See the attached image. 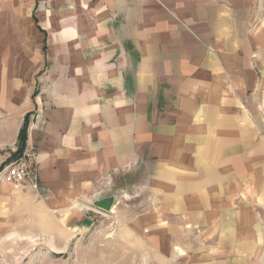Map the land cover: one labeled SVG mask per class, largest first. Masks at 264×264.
<instances>
[{"label":"crops","instance_id":"1","mask_svg":"<svg viewBox=\"0 0 264 264\" xmlns=\"http://www.w3.org/2000/svg\"><path fill=\"white\" fill-rule=\"evenodd\" d=\"M258 101L264 0H0V126L16 146L30 116L34 190L50 203L90 196L135 167L174 194L175 183L195 191L224 180L212 170L229 179L242 106ZM199 201L194 209L210 214L211 200ZM194 218L196 264L252 262L258 238L243 237L230 214L224 226Z\"/></svg>","mask_w":264,"mask_h":264},{"label":"rangeland","instance_id":"2","mask_svg":"<svg viewBox=\"0 0 264 264\" xmlns=\"http://www.w3.org/2000/svg\"><path fill=\"white\" fill-rule=\"evenodd\" d=\"M12 41L19 43L17 37ZM260 102H255L256 107L242 106L243 134L236 140L232 136L235 150L227 153L229 179L220 169L212 170L224 180L206 181L202 190L193 191L190 182H180L175 183L180 193L174 194L170 183L153 184L155 173L135 167L107 180L104 188L90 196L56 204L49 202L46 192L0 180V264H196L195 242L200 234L193 229L194 216H201L203 223L213 217V223L221 220L224 226L225 214L233 217L232 224L243 237L258 238L252 262L247 263L264 264V102ZM11 142V132L1 124L0 173L29 149L18 152V141L16 146ZM189 178L187 173L181 177ZM18 191L30 193L13 194ZM221 195L228 196L223 208L217 207ZM106 197L115 199L107 212L95 204ZM198 199L200 206L211 200L210 214L205 207L194 209ZM253 223L256 229L251 231ZM208 238L203 234L202 243ZM219 252V260L226 258ZM232 252L228 249L227 257Z\"/></svg>","mask_w":264,"mask_h":264},{"label":"built area","instance_id":"3","mask_svg":"<svg viewBox=\"0 0 264 264\" xmlns=\"http://www.w3.org/2000/svg\"><path fill=\"white\" fill-rule=\"evenodd\" d=\"M1 182L15 187L39 188L38 161L34 150L27 149L12 164L5 166L0 173Z\"/></svg>","mask_w":264,"mask_h":264},{"label":"trees","instance_id":"4","mask_svg":"<svg viewBox=\"0 0 264 264\" xmlns=\"http://www.w3.org/2000/svg\"><path fill=\"white\" fill-rule=\"evenodd\" d=\"M36 94V92H35ZM29 124H30V116H27L25 119V122L21 128V132L19 134L18 137V152H23L24 149L27 147L26 143H27V139H28V128H29Z\"/></svg>","mask_w":264,"mask_h":264},{"label":"water","instance_id":"5","mask_svg":"<svg viewBox=\"0 0 264 264\" xmlns=\"http://www.w3.org/2000/svg\"><path fill=\"white\" fill-rule=\"evenodd\" d=\"M96 206H98L100 209L104 211H111L114 204H115V199L114 197H106V199L102 200H96L95 201Z\"/></svg>","mask_w":264,"mask_h":264}]
</instances>
